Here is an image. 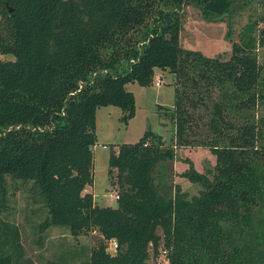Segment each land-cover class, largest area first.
I'll use <instances>...</instances> for the list:
<instances>
[{
	"label": "trees",
	"instance_id": "16d2710c",
	"mask_svg": "<svg viewBox=\"0 0 264 264\" xmlns=\"http://www.w3.org/2000/svg\"><path fill=\"white\" fill-rule=\"evenodd\" d=\"M234 1L0 0V53L15 57L0 61L1 199L6 176L31 182L47 213L40 228L101 236L87 261L47 264H153L162 250L167 264H264V13L244 26L225 61L179 41L186 5L221 19ZM156 68L173 75V145L207 148L212 177L186 159L181 176L201 185L198 194L161 191L154 175L174 151L147 130L111 151L119 198L98 205L86 191L96 110L117 106L130 119L135 97L126 84L151 85ZM3 225L0 264H35L18 229Z\"/></svg>",
	"mask_w": 264,
	"mask_h": 264
},
{
	"label": "rangeland",
	"instance_id": "374dc122",
	"mask_svg": "<svg viewBox=\"0 0 264 264\" xmlns=\"http://www.w3.org/2000/svg\"><path fill=\"white\" fill-rule=\"evenodd\" d=\"M264 13V0H235L228 14L221 19H208L200 8L193 4L185 6L181 16L179 41L181 47L200 51L203 55L219 60H228L231 55L232 41H239L244 26ZM259 60L262 61L264 48L258 47ZM12 54L0 53V61L14 60ZM163 71V70H162ZM155 73L149 86L136 82L126 84V89L134 94V115L123 120L122 109L109 105L99 107L95 113L96 143L93 151V183L87 186L94 200L101 206H115L111 198L112 189L118 190L117 171L109 178L108 158L112 150L119 145L136 143L143 133L150 130L160 135L164 149L172 148L173 159L163 160L155 172V182L160 190H174L178 186L188 197L197 195L201 185L182 177L188 169L186 159L193 162L194 168L209 178L215 166V156L205 147H175L173 138L175 127L170 118L174 104V86L168 70ZM157 76L160 85L156 86ZM162 77V78H161ZM203 134H192L200 140ZM173 145V146H172ZM106 146V147H103ZM31 182L6 176L3 200L0 195V229H5L3 222L15 226L19 240L35 264H47L49 261L62 263L85 262L89 259L91 248L101 239L98 231H89L73 236L68 228L39 224L47 217L44 206L36 202L29 189ZM264 226V225H263ZM4 227V228H3ZM161 232V231H159ZM153 264H162L160 260H149ZM164 264V263H163Z\"/></svg>",
	"mask_w": 264,
	"mask_h": 264
},
{
	"label": "built area",
	"instance_id": "2783aa9c",
	"mask_svg": "<svg viewBox=\"0 0 264 264\" xmlns=\"http://www.w3.org/2000/svg\"><path fill=\"white\" fill-rule=\"evenodd\" d=\"M156 86H159L161 83H160V76H157V81L155 82ZM146 145H149L148 142L145 143V146ZM103 147H106V146H103ZM112 193H111V198L114 199V200H117L119 198V194H118V190L116 189H112ZM118 249V244L116 242V240L114 239H110V240H107L106 242V251L109 253V254H115L116 251ZM160 260V263H164V264H167L168 263V257H167V253L165 250H162L161 252V256L159 258Z\"/></svg>",
	"mask_w": 264,
	"mask_h": 264
},
{
	"label": "crops",
	"instance_id": "0c3cea01",
	"mask_svg": "<svg viewBox=\"0 0 264 264\" xmlns=\"http://www.w3.org/2000/svg\"><path fill=\"white\" fill-rule=\"evenodd\" d=\"M157 72H158V73H161V72H164V73H165V71H164V70L162 71V70H160V69L156 68V69H155V73H157ZM169 75H170V76H169V77H170V79L172 80V76H173V75H172L171 73H169ZM161 78H162V77H161ZM171 82H172V81H171ZM171 108H173V106H172ZM86 191H88V189H87ZM88 192H89V191H88ZM93 196H94V195H93Z\"/></svg>",
	"mask_w": 264,
	"mask_h": 264
},
{
	"label": "water",
	"instance_id": "95a60500",
	"mask_svg": "<svg viewBox=\"0 0 264 264\" xmlns=\"http://www.w3.org/2000/svg\"><path fill=\"white\" fill-rule=\"evenodd\" d=\"M8 9H9V10H11V8H10V7H9ZM169 23H170V18H168V19H167L166 26H168V25H169Z\"/></svg>",
	"mask_w": 264,
	"mask_h": 264
}]
</instances>
